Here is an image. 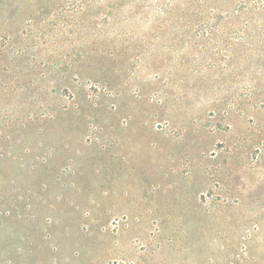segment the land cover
Returning a JSON list of instances; mask_svg holds the SVG:
<instances>
[{
    "label": "rangeland",
    "instance_id": "374dc122",
    "mask_svg": "<svg viewBox=\"0 0 264 264\" xmlns=\"http://www.w3.org/2000/svg\"><path fill=\"white\" fill-rule=\"evenodd\" d=\"M0 264H264V0H0Z\"/></svg>",
    "mask_w": 264,
    "mask_h": 264
}]
</instances>
